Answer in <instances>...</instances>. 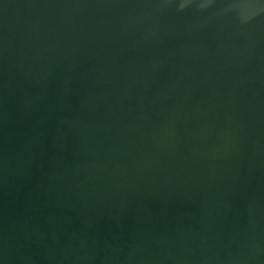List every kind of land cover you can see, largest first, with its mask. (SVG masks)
<instances>
[{
	"label": "water",
	"instance_id": "1",
	"mask_svg": "<svg viewBox=\"0 0 264 264\" xmlns=\"http://www.w3.org/2000/svg\"><path fill=\"white\" fill-rule=\"evenodd\" d=\"M0 264H264V0H0Z\"/></svg>",
	"mask_w": 264,
	"mask_h": 264
}]
</instances>
